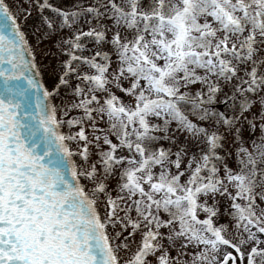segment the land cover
Segmentation results:
<instances>
[{"label":"snow or ice","instance_id":"1","mask_svg":"<svg viewBox=\"0 0 264 264\" xmlns=\"http://www.w3.org/2000/svg\"><path fill=\"white\" fill-rule=\"evenodd\" d=\"M0 264H264V0H0Z\"/></svg>","mask_w":264,"mask_h":264}]
</instances>
